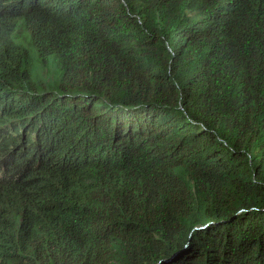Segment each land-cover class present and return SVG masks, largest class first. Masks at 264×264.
<instances>
[{
	"label": "trees",
	"instance_id": "16d2710c",
	"mask_svg": "<svg viewBox=\"0 0 264 264\" xmlns=\"http://www.w3.org/2000/svg\"><path fill=\"white\" fill-rule=\"evenodd\" d=\"M0 264H264V0H0Z\"/></svg>",
	"mask_w": 264,
	"mask_h": 264
},
{
	"label": "water",
	"instance_id": "95a60500",
	"mask_svg": "<svg viewBox=\"0 0 264 264\" xmlns=\"http://www.w3.org/2000/svg\"><path fill=\"white\" fill-rule=\"evenodd\" d=\"M190 235V234H189Z\"/></svg>",
	"mask_w": 264,
	"mask_h": 264
}]
</instances>
